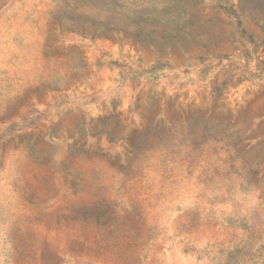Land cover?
Here are the masks:
<instances>
[{"label":"rangeland","instance_id":"rangeland-1","mask_svg":"<svg viewBox=\"0 0 264 264\" xmlns=\"http://www.w3.org/2000/svg\"><path fill=\"white\" fill-rule=\"evenodd\" d=\"M0 264H264V0H0Z\"/></svg>","mask_w":264,"mask_h":264}]
</instances>
